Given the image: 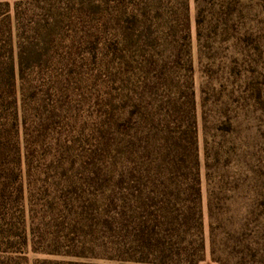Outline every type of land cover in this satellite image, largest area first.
Returning <instances> with one entry per match:
<instances>
[{
	"label": "rangeland",
	"instance_id": "obj_1",
	"mask_svg": "<svg viewBox=\"0 0 264 264\" xmlns=\"http://www.w3.org/2000/svg\"><path fill=\"white\" fill-rule=\"evenodd\" d=\"M12 3L11 50L0 17V264H152L144 226L197 203L190 159L187 173L174 164L192 120L199 264H264V0ZM11 58L15 159L2 127Z\"/></svg>",
	"mask_w": 264,
	"mask_h": 264
},
{
	"label": "trees",
	"instance_id": "obj_2",
	"mask_svg": "<svg viewBox=\"0 0 264 264\" xmlns=\"http://www.w3.org/2000/svg\"><path fill=\"white\" fill-rule=\"evenodd\" d=\"M13 0H6L4 3H1L2 7H5L6 11L1 16H7V18L4 21H8L7 26V39L6 40L10 46L11 39H12V29H11V15L8 14L11 12L12 7H14V3H12ZM8 12V13H6ZM14 16L16 19L20 16V10L15 7V10L13 11ZM7 14V15H5ZM47 30V29H46ZM43 32L42 31H38ZM47 32V31H46ZM42 36H44V40L47 41L44 34L40 33ZM22 46V44L20 45ZM10 46V50H11ZM24 50L21 47V50L19 52V76L22 79L23 73H24V66H27L28 64V58L24 55ZM191 69V66H190ZM4 83L10 91V104L14 105L12 116L6 117L5 123L2 125V127H8L4 128L8 130L9 135L11 136L10 139V151L14 152V159L19 156L20 152V146H19V122H18V106L16 101V94H15V65L12 60H8L5 62L4 65ZM193 82L190 79V95L188 96V105L192 112L195 110V96L192 90ZM1 104V101H0ZM2 115V111H0V118ZM194 116V115H193ZM192 137L189 142L186 144L182 141L183 137H181L180 142L177 143L178 147V156L177 159L174 161V164L176 167H178L179 171H182L184 173L186 172V169H188V159H190V167H189V173L192 175V187L191 189L194 190V193L197 197V203L194 201V207L188 208L187 211L183 213V217L175 216L170 221H167V215L166 213H163L164 220L155 222L153 225L146 224L144 226V229H142V238L144 241V248H146L147 252L144 254L146 257H144L145 262H149L152 264H199L204 260V252H205V243L203 239V223H202V211H201V189H200V179H199V156H198V141L197 136L195 133V120H192ZM185 136L187 133H183ZM4 144V143H1ZM0 144V150H4V148L1 147ZM188 151H190V155L188 154ZM4 153V152H3ZM189 155L186 157V155ZM19 163L21 162L20 157ZM13 173V172H11ZM13 194L16 193V197L14 199V203H18V199L22 197L23 193V186L20 184L14 185ZM166 219V220H165ZM166 221V222H165ZM76 253H68V255L72 256ZM151 258V259H150Z\"/></svg>",
	"mask_w": 264,
	"mask_h": 264
}]
</instances>
